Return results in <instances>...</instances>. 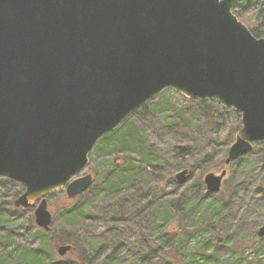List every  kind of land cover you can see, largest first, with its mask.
Listing matches in <instances>:
<instances>
[{"label":"water","instance_id":"1","mask_svg":"<svg viewBox=\"0 0 264 264\" xmlns=\"http://www.w3.org/2000/svg\"><path fill=\"white\" fill-rule=\"evenodd\" d=\"M234 1L0 0V178L23 185L14 205H35V225L49 230L46 195L64 188L68 205L87 190L96 142L165 88L240 112L219 172L202 176L220 191L229 164L264 140V37Z\"/></svg>","mask_w":264,"mask_h":264},{"label":"rangeland","instance_id":"2","mask_svg":"<svg viewBox=\"0 0 264 264\" xmlns=\"http://www.w3.org/2000/svg\"><path fill=\"white\" fill-rule=\"evenodd\" d=\"M196 98L200 97H185L174 89L165 88L144 104L148 113L144 120V134L151 145L154 160L140 175H133L125 188L121 187V191L103 185L113 156L114 163L122 161L119 155L108 154L113 140L101 146V141L107 137L106 133L93 146L88 163L81 171L92 173L94 180L73 201L71 217L67 218L57 211V208L65 205L64 188H60L63 190V203L47 199L52 211L51 227L70 233L80 231L79 239L86 254L85 264H175L165 250L173 251L183 264H189L187 257L193 254H196V261L192 264H264V236L256 234L258 227L264 224V199L258 206L250 205L253 211L246 210L245 213L247 199L239 197L243 185L248 181L259 185L264 183V144L255 147L254 142L252 150L231 163L230 174L218 192H207L200 174H192L182 184L166 181L167 171L177 164V149L174 145L182 143L169 133L171 122L177 119L187 124L184 145L193 150L204 144L205 140L220 142L222 137L214 132L213 121L231 118L227 134L232 142V133L239 126L235 111L229 110L228 116L222 115V105L217 102L205 105L206 111L214 115L212 120L208 119L206 112L199 109ZM135 120L137 122L139 117ZM7 180L10 179L0 178V186ZM155 185L162 186L152 192L151 187ZM232 189L233 193L230 192ZM115 190L121 195L116 194ZM139 197L142 200L137 203ZM145 199L149 200L148 205L144 203ZM13 200L9 207L25 209L16 207ZM152 205H156V208ZM30 207L34 210L35 205ZM111 218L121 220L119 228L109 229L105 226ZM238 225L234 238L226 240L225 236ZM27 226V221L21 224V228ZM136 233L142 237L136 238L133 235ZM148 240L159 248H153ZM49 243L47 236L43 248H47ZM6 251L0 250V256ZM192 251L194 253H190ZM206 257L207 260L204 259ZM22 263L23 260L19 259L11 264ZM43 264L80 262L69 254L56 253L51 257L47 252Z\"/></svg>","mask_w":264,"mask_h":264},{"label":"trees","instance_id":"3","mask_svg":"<svg viewBox=\"0 0 264 264\" xmlns=\"http://www.w3.org/2000/svg\"><path fill=\"white\" fill-rule=\"evenodd\" d=\"M232 12L235 13L236 16L250 29L253 35L256 37H264V0H235L232 5ZM195 100L199 104V109L206 112L208 115L207 118L212 120L214 115L206 111L204 107L207 103H216L217 100L215 98H196ZM220 110L221 114L223 113L222 115L227 116L229 110L235 111L240 126L241 114L238 110L232 109L231 106H221ZM136 117H139L137 122L135 120ZM147 117L148 113L146 105H144L134 111L121 124V126H119V128L107 133V137L101 141V146H103L108 140H113L110 142L112 145L108 154H116L122 158V161L114 163L113 160L115 156H113L110 171L103 182L104 186L111 187L112 189L116 188L121 191V187L125 188V184L129 183V180L133 175H140L142 170L146 166H149L154 160V153L151 150V145L144 134V120ZM230 119V117H227L223 118L221 122L213 121L214 132L220 134L222 137L219 143L212 140H205L204 144L194 150L191 149L190 146L184 145L187 140V124L177 119L171 122L169 133L174 136L177 141L182 142L176 145L181 144L183 147H175L174 145V148L177 149V164L173 169L167 171L166 181L174 182V174L182 168L191 169L193 175L200 174L201 181L202 176L206 171L219 170L222 159L232 142L230 135L227 134ZM236 130L237 129H235L234 132ZM261 144H264V141L255 142L254 146L258 147ZM207 151L209 153H206ZM231 163L228 166V174H230ZM174 169H177V171L174 172ZM161 186L162 185H155L151 187L152 192L159 190ZM22 190L23 185L12 180H7L5 184L0 186V250H7L6 254L0 256V264H11L19 259L23 260L22 264H43L44 259L46 258V253L48 252L49 256L54 257L56 254L54 247L64 243H70L72 245V248L66 254L71 255L72 258L79 261L80 264H85L86 254L84 245L79 239L80 231L77 233H70L64 229H57L53 226L49 230H43L33 223L32 207L22 210L9 207L10 201L15 199ZM117 190H115L116 194L121 195V192ZM62 192L63 190L58 189L48 193L46 197L49 201L63 203L61 200ZM230 192L233 193L234 189L230 190ZM125 194L126 192L124 195ZM239 197L247 199L245 213L246 210L253 211L249 206L254 204L258 206L261 200L264 199V183L259 185L255 182L248 181L246 185H243ZM140 200H142V198L139 197L137 203H139ZM143 201L148 205L149 200L145 199ZM72 204L73 201L68 205L65 204L64 207L57 208V211L67 218L71 217ZM152 207L156 208V205H152ZM25 221L29 222V226L21 228V224ZM97 225L100 226L99 223ZM120 225V219L111 218L105 226H108L109 229H116L119 228ZM238 227L239 225L231 230L229 235L225 236L226 240L227 238H234ZM100 228L102 227L100 226ZM104 229L107 228L105 227ZM14 231H16V233ZM133 235L136 238L142 237L139 233ZM47 236H49L50 243L47 248H43L44 238ZM148 241L153 248H159V246L152 241ZM165 251L168 258H170L175 264H183L173 251ZM190 253H194V251ZM204 259L207 260V257ZM195 261L196 254L187 257V262H189V264H192Z\"/></svg>","mask_w":264,"mask_h":264}]
</instances>
